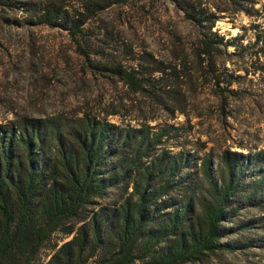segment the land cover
<instances>
[{
  "label": "trees",
  "instance_id": "1",
  "mask_svg": "<svg viewBox=\"0 0 264 264\" xmlns=\"http://www.w3.org/2000/svg\"><path fill=\"white\" fill-rule=\"evenodd\" d=\"M130 1L86 0L71 19L57 5L33 16L40 24L59 22L78 42L86 19ZM237 1L223 0L233 7ZM237 10L252 18L249 59H264V14ZM182 11L197 29L187 54L162 59L122 43L118 55L96 51L89 60L78 45L117 95L99 96L70 117L0 123V264H205L236 249L221 238L237 210L239 164L250 159L222 151L213 167L209 154L192 149L186 109L195 86L205 83L224 111L235 94L230 86L238 69L231 60L243 57L237 51L244 48L239 38L224 41L212 32V23L202 27L211 13L205 17L190 1ZM259 184L244 205L263 206Z\"/></svg>",
  "mask_w": 264,
  "mask_h": 264
},
{
  "label": "rangeland",
  "instance_id": "2",
  "mask_svg": "<svg viewBox=\"0 0 264 264\" xmlns=\"http://www.w3.org/2000/svg\"><path fill=\"white\" fill-rule=\"evenodd\" d=\"M83 1L86 0H0V123L16 116L70 117L84 107H93L99 96L106 99L117 95L90 69L78 52V45L89 54V60L94 59L96 51L118 55L117 47L122 43L162 59L174 53L187 54L197 30L182 11L184 2L190 1L205 17L212 15L210 21L201 23L202 27L212 23V32L224 41L239 38L238 45L244 48L237 51L243 57L231 60L238 69L230 86L235 94L224 111H219L218 100L205 83L195 86L191 95L193 107L186 109L192 125L190 139L196 143L192 149L199 155L209 154L213 167L220 163L222 151L248 155L250 159L248 166L237 163L242 165L239 197L233 206L237 210L233 220L224 225L226 234L221 238L236 249L218 253L205 264H264L260 246L264 245V204L255 207L243 202L258 183L257 192L264 197V59H249L255 51L247 47L254 39L252 18L237 10L239 5L252 7L261 9L263 15L264 0H240L234 7L223 0H132L125 5H111L86 19L78 42L59 22L40 24L33 16L36 9L57 5L71 19ZM226 51L234 50L228 47ZM95 84L103 90L96 92ZM109 120L117 122L115 117ZM177 121L182 122L183 117L178 116ZM253 162L256 168L252 167ZM239 222L245 226L226 231Z\"/></svg>",
  "mask_w": 264,
  "mask_h": 264
}]
</instances>
